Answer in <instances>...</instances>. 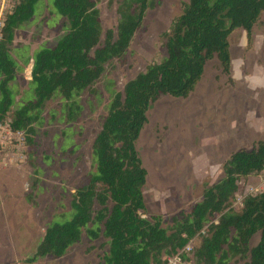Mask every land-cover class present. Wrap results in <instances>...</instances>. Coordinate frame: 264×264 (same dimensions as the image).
Masks as SVG:
<instances>
[{
  "label": "trees",
  "instance_id": "16d2710c",
  "mask_svg": "<svg viewBox=\"0 0 264 264\" xmlns=\"http://www.w3.org/2000/svg\"><path fill=\"white\" fill-rule=\"evenodd\" d=\"M38 1L12 0L0 38V125L22 133L27 152L35 145V125L46 101L58 94L67 101V121H76L82 107L73 96L94 85L107 64L127 54L147 11L155 7L154 0H121L117 29L104 32L94 0H53L69 32L54 48L37 53L31 69L36 99L11 115L10 85L17 67L10 50ZM263 13L264 0H188L183 5L164 34L166 58L149 65L116 94L92 146L96 174L73 196L74 217L45 231L33 260L64 257L83 230L96 224L86 233L108 241L101 264H165L189 244L192 254L184 258L194 264H264V191L245 197L239 211L231 209L239 182L264 173V141L233 152L222 165V177L204 188L190 213L174 217L168 227L161 216H147L143 187L148 174L136 148L150 106L160 95L187 98L214 58L223 73L231 75L229 37L243 30L251 43ZM256 236L259 240L252 245Z\"/></svg>",
  "mask_w": 264,
  "mask_h": 264
},
{
  "label": "rangeland",
  "instance_id": "374dc122",
  "mask_svg": "<svg viewBox=\"0 0 264 264\" xmlns=\"http://www.w3.org/2000/svg\"><path fill=\"white\" fill-rule=\"evenodd\" d=\"M94 1L103 31H115L121 0ZM187 1L154 0L127 54L107 64L94 85L73 96L82 107L76 121H67L68 104L58 94L46 101L29 152L23 136L10 137L7 125H0V264L102 263L109 250L107 239L86 233L96 224L83 230L81 240L64 257L33 259L45 231L74 217L73 196L96 174L92 146L116 94L149 65L166 58L164 34ZM68 32L69 24L53 0H39L10 50L17 67L10 85L11 115L36 99L30 70L37 53L54 48ZM229 43L231 75L223 73L214 58L187 98L160 95L136 142L148 174L143 187L147 216H161L164 227L202 200L204 188L222 177V165L233 152L264 141V13L251 43L243 30L234 31ZM238 185L231 206L235 211L245 197L264 191V173ZM258 240L256 236L252 245ZM189 264H194L192 259Z\"/></svg>",
  "mask_w": 264,
  "mask_h": 264
},
{
  "label": "built area",
  "instance_id": "2783aa9c",
  "mask_svg": "<svg viewBox=\"0 0 264 264\" xmlns=\"http://www.w3.org/2000/svg\"><path fill=\"white\" fill-rule=\"evenodd\" d=\"M11 1L12 0H0V38H1V29H2L3 24H4L5 16L9 12ZM4 125H6V124H4ZM8 135L10 137H12L14 135L24 137V135L22 133L11 132V130L9 128H8ZM191 254H192V245L189 244L187 247L184 248V250H182L177 255L165 259L166 260L165 264H189V260H186L184 258V256L191 255Z\"/></svg>",
  "mask_w": 264,
  "mask_h": 264
},
{
  "label": "crops",
  "instance_id": "0c3cea01",
  "mask_svg": "<svg viewBox=\"0 0 264 264\" xmlns=\"http://www.w3.org/2000/svg\"><path fill=\"white\" fill-rule=\"evenodd\" d=\"M31 69H32V65H31ZM31 71V70H30Z\"/></svg>",
  "mask_w": 264,
  "mask_h": 264
}]
</instances>
